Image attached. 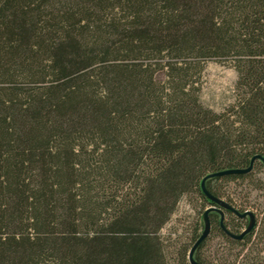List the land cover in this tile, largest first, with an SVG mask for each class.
I'll return each mask as SVG.
<instances>
[{"label":"trees","instance_id":"trees-1","mask_svg":"<svg viewBox=\"0 0 264 264\" xmlns=\"http://www.w3.org/2000/svg\"><path fill=\"white\" fill-rule=\"evenodd\" d=\"M211 60L237 74L221 111L201 96ZM258 154L264 0H0V264H192L162 228ZM263 169L206 179L255 224L236 239L211 211L199 263L264 264ZM224 213L234 234L250 222Z\"/></svg>","mask_w":264,"mask_h":264},{"label":"rangeland","instance_id":"rangeland-1","mask_svg":"<svg viewBox=\"0 0 264 264\" xmlns=\"http://www.w3.org/2000/svg\"><path fill=\"white\" fill-rule=\"evenodd\" d=\"M236 79L237 74L234 68L216 60L208 61L202 78L201 96L203 102L217 111L226 108L234 101ZM259 175L264 178V169ZM236 188V185H231L229 189L235 191ZM253 199L263 201V197L258 192H254ZM210 205V203L202 200L197 193L188 194L181 198L171 219L161 230L162 237L168 245V251H172L176 246H181L187 250L189 256L194 231L196 227L198 233L203 231V213ZM250 209L253 210L254 208L251 207ZM223 247L222 238L212 233L203 247L202 253L218 259V255H220L218 251Z\"/></svg>","mask_w":264,"mask_h":264},{"label":"water","instance_id":"water-1","mask_svg":"<svg viewBox=\"0 0 264 264\" xmlns=\"http://www.w3.org/2000/svg\"><path fill=\"white\" fill-rule=\"evenodd\" d=\"M256 158L259 159H263L264 158L262 155L258 154L255 155L252 160L250 165L247 168H234V169H226V170H222V171H218V172H213V173H209L208 175H206L202 181H201V187L203 192L211 199V201L214 203L213 205L209 206L203 213V217H204V229L200 235V237L195 241V243L192 245L190 251H189V260L192 264H201L199 263L196 259H195V251L197 249V247L199 246V244L206 238V236L208 235L210 228H211V223H210V219H209V213L211 211H218L221 214V225L223 227V229L225 230L226 233H228L230 236H232L233 238L236 239H241L244 237L245 234H247L248 232H250L255 224V215L252 211H244V212H239L233 205H231L229 202H227L226 200L216 197L213 194H211L209 192V190L206 187V179L211 177V176H216V175H224V174H240V173H246L248 171H250L253 168L254 162L256 160ZM224 209H229L232 211H235L239 216L241 217H245V216H249L250 217V222L248 224V226L240 233V234H234L232 232H230L224 225V218H225V213H224Z\"/></svg>","mask_w":264,"mask_h":264}]
</instances>
